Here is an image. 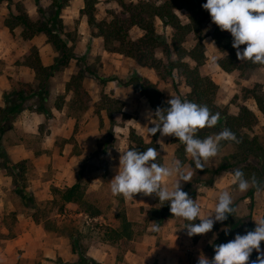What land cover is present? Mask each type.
Masks as SVG:
<instances>
[{"label": "rangeland", "instance_id": "obj_1", "mask_svg": "<svg viewBox=\"0 0 264 264\" xmlns=\"http://www.w3.org/2000/svg\"><path fill=\"white\" fill-rule=\"evenodd\" d=\"M139 1L160 4L162 0H69L59 14L61 22L64 25L60 37L73 53V58L66 67H61L54 71L53 76L47 80L45 87V91L47 92H40L38 79L35 78L34 81L26 83L13 78L12 75L11 77L7 73H13L18 66L28 67V70L34 72L31 67L26 65L27 62L35 61L37 57L42 64L50 65L59 56V52L54 48L45 34L34 35L32 38L24 40L22 37L23 33H21L22 27L19 26L9 30L5 25V20L10 17V10L15 15L18 14L19 10H22L32 21L38 19L46 20L50 14L48 9L51 5V0H0V73L7 74L8 78H13L11 79V84L13 85L8 90L24 91L25 95L29 96L25 101V105L36 103L40 98H43L48 107L65 106L61 114L65 115L67 113L68 115H72V117L74 116V123H69V127L72 125V136L69 139H63L62 142L71 141L75 144L80 143L83 146L79 149L78 145H75L77 150H81L78 159H76L77 161L75 160L78 166V179H80L84 187L85 199L97 206L102 216L86 221L87 218L84 216L72 214L73 210L70 209L71 207L66 209L65 217L59 216L56 214V209L51 204V200L48 201L50 198V196L47 197L50 181H46L55 180V172L58 170V167H61V170L64 169L63 166L66 164V160L63 157L65 155L64 152L60 154L62 157H54L55 162L53 160L52 164L50 162L45 163L47 164V170L42 173L44 180L39 187H33L37 182L34 174L35 170L33 168L34 165L31 166V163L28 162L29 166L27 167L26 178L29 182V191L27 190V194L31 195L34 199L42 200L41 203H38L39 210L45 212L46 216L56 220L54 224L60 228V232L58 233L60 236L55 239V242L66 246L68 231L71 229L77 230L82 234L81 244H83L86 250V256L92 259L94 258L88 253L93 247L96 250L100 249L101 253L109 255H113L116 252V261L122 260L128 249L133 250L134 243L130 241L126 244L122 242L111 244L105 240L104 228L119 229L121 224L120 214L122 212L127 219L134 223L133 240H140L142 237H148L146 239L150 238L149 240H152L153 235L156 238L153 239L156 241V246L161 243L164 246L166 240H170V236L173 234H177V239H180L183 227L182 220L184 219L174 216L170 222L159 227V231H152L153 223L146 219V211L152 207L161 205L158 203L159 200L155 194L143 196L144 201L142 199L141 205H138L134 200L141 199L140 195L143 194H134L133 199L129 200L122 195L114 196L110 190V178L113 179L118 173L121 152L127 150L130 145V129L133 128L146 142H150L152 135H147V128L152 127L154 116V111L148 101L144 97L134 93L131 85L122 84L119 80L126 82L132 76L139 75L155 84L159 90V100L164 102H168L172 97H180L184 100L189 92L188 88L184 86L182 78L177 77L179 89V94L177 95L173 86L163 81L153 69L140 67L133 58L108 51L104 46L103 38L91 35L93 28L92 26H88L86 14L80 13V10L86 6V3H89L92 5L95 20L109 21L114 15L120 14L122 4L129 2L135 4ZM176 13L181 22L185 23L188 21L184 8L176 9ZM154 27L156 34L162 40L166 42L170 41L172 36V28L170 26L155 17ZM215 28L219 27L212 22L211 16L208 14L200 32L205 46V61L200 66V73L208 76L217 84L215 105L218 108L233 115L237 114L241 107L246 106L254 113L256 117L254 125L249 128L242 127L236 132L250 139L256 137L258 143L264 149V114L258 110L256 101L250 95V92H248V90H254L264 103V66L261 68L243 67L231 72L223 71L218 65V60L223 55L212 38ZM223 32L230 34L228 31ZM128 34L130 39H136L142 35V31L133 26L129 29ZM198 36L199 33L193 31L188 33L184 39V46L191 48ZM244 47L246 46L241 47L240 50L242 51ZM154 54L158 58L164 57L160 48H156ZM213 57H217L218 59L214 62ZM78 70L84 74L82 83L78 86V91L75 93L73 90H66V84L70 80V76ZM89 70L93 73L88 72ZM256 85L260 87L256 89ZM3 92L0 93L3 94ZM32 92H39L40 94H34L30 97ZM104 98L112 101L118 100L122 103V113H118L116 118L119 119L111 127L104 110L106 104L104 103ZM64 115L61 116V119H66ZM52 123L54 122L45 121L40 125L41 133L27 135L25 144L28 150H40L45 141V134L49 133L56 125L60 128L62 122L59 124L55 123V125ZM222 123L223 120H219L216 126L200 130L197 134L198 137L200 139L209 136L214 138L221 132ZM11 126L12 124L6 126L5 131L0 133V150H3V153H6L4 151V135L9 132ZM61 127H63V132L65 133L67 131L66 127L64 125ZM170 138L171 135L162 136L158 131L154 142L157 145L159 156L162 158L164 166H167L172 160H179L178 153L183 154L185 161L182 165L184 169L192 170L194 174L191 181L180 182L181 188L183 190L187 184H190L194 188L195 196L192 199L200 205L202 216L214 211L218 197L222 191H228L234 199V216L229 215L227 221L216 222L215 224H218L217 230H211L206 234H202L203 241L200 243V249L197 252L195 248L189 249L188 246L183 245V249L188 253L185 258L186 260L199 259L201 256L211 260L215 253L212 254L206 250L203 244L217 239V234L221 230H230L229 226L231 224H228V222H230L232 217L237 220L235 222L241 223L240 227H242V230L239 233L236 231L231 233V237L228 238L227 242L234 240L237 234L245 235L247 232L253 231L256 227L255 220L264 217V191L259 190L255 192L254 200L250 204V199L245 196L247 191L240 192L238 187L233 184L232 170L215 172V169L224 157L228 158L230 162L234 161L232 154L236 152L237 147L233 141H220L219 154L205 164L206 170L201 171L200 169L195 170V165L185 151V145L182 143H172ZM54 145L58 146L61 143L56 141ZM180 145H183L181 152L178 149ZM50 150L52 149H48V152ZM250 159L253 160L252 158ZM0 163H2V157H0ZM246 163H248V160ZM239 166L240 164H237V167ZM80 167L81 169H79ZM175 179L176 177L174 176L166 181L169 189L172 188ZM56 180L59 179L56 178ZM10 193L12 192L8 191L6 183L1 181L0 201L3 202V205H0V225L4 224L5 228L0 229V244L2 239L10 238L14 234L12 229L14 223L12 210L22 208L23 206L22 200V204H18V198L10 195ZM29 208L27 207V209ZM70 213L72 215H69ZM197 219L200 220L199 218ZM186 236H182L183 239L180 241L174 239L173 243L176 246L181 245V243L183 244ZM147 245L151 246V243ZM189 246H192V242H190ZM261 252H264V241L261 242ZM258 255L260 253L254 250L249 257L248 264L256 262ZM169 256L172 257L171 255ZM94 260L96 261V259Z\"/></svg>", "mask_w": 264, "mask_h": 264}, {"label": "trees", "instance_id": "obj_2", "mask_svg": "<svg viewBox=\"0 0 264 264\" xmlns=\"http://www.w3.org/2000/svg\"><path fill=\"white\" fill-rule=\"evenodd\" d=\"M69 2V0H51V5L48 9L49 17L46 20L38 19L32 21L28 15L19 10L18 14H14L9 11V16L5 20V25L9 30L16 27H22V37L24 40L32 38L34 35L45 34L48 36L49 41L54 48L59 52V56L50 65H44L39 58H35L33 62H27V66L34 70L35 78L39 81V91H45L47 80L53 76L54 71L61 67H66L70 60L73 58V53L68 48L67 44L60 37V33L63 32V23L60 19V11ZM206 3L205 0H162L160 4L148 3L146 1H139L137 3H124L120 14L114 15L109 21L100 20L97 21L93 16L92 5L86 3L81 10V14H86L88 26H92L93 33L91 35L101 37L104 41V46L108 51L117 52L123 54L126 57L133 58L140 67L153 69L157 72V75L166 83L173 86L175 93L179 94L177 86V77L183 79V84L188 88L189 92L186 95V99L201 105H207L213 114L220 113V120H223L221 131L225 128L231 130L235 136L236 141L233 143L236 145L237 150L232 154L233 162L228 161V158H223L221 163L215 169L216 173L223 170L235 169L243 171L246 178L251 179L253 176L260 182L259 190L264 191V149L258 143L256 137L252 139L238 134L236 131L242 127H252L256 120L254 113L243 106L239 109L237 114L230 115L225 110L218 108L215 105V98L217 95V84H215L208 76L200 73V66L205 61V46L203 44V37L200 35L201 27L206 21V17L209 12L202 8V5ZM184 8L187 13V22H181L176 13V9ZM157 17L164 24L172 28V36L169 42L162 40L155 31L154 18ZM137 27L142 31V35L136 39H130L128 31L131 27ZM199 33L194 45L189 48L184 46L185 37L190 32ZM212 38L222 53V57L218 60L219 67L226 72L239 70L243 67L261 68L264 64L252 63L248 60L240 61L236 57V49L232 47L233 37L230 34L224 33L220 28H215L212 33ZM246 45H240V48ZM160 48L163 58H158L154 54V50ZM191 63V64H190ZM91 74L92 71H88ZM84 74L78 70L75 74L70 76V80L66 84V90H73L75 93L78 91V86L81 85ZM106 81V79H104ZM120 83L125 85H131L134 93L144 97L150 107L155 110L157 108H168L170 105L168 102L159 100V90L155 84L149 80L134 75L128 81ZM80 82V83H79ZM256 85V89L259 88ZM255 89V90H256ZM250 95L253 96L256 101L258 110L264 114V103L261 97L254 90H251ZM34 94H40L39 92H32L30 97ZM29 96L25 95L21 90H6L2 94L4 106L0 107V133L5 131L6 126L10 125L19 113L26 107H33L34 110L44 113L46 116L51 115V108L45 104L44 99L40 98L38 102L25 105V101ZM105 113L108 118L110 127L118 121V113H122V103L118 100H109L104 98ZM108 103V104H107ZM61 105L55 107L56 110L61 109ZM122 115V114H121ZM155 117L153 116V120ZM158 122V121H155ZM154 126L152 122V127ZM158 135V131L155 135H152L150 142H146L144 138L136 133L133 128L129 131V148H135L138 151H144L149 147H154L157 150L155 144V138ZM170 141L175 144L181 142L175 136L171 135ZM180 152L183 150V145L178 148ZM0 157H2V163L0 167H3L8 172V175L12 177V190L16 193L20 200H22L24 206L33 208L31 212V218L36 223H42L44 229L53 231L55 233L60 232V228L55 225V219L46 216L45 212L39 210V204L35 199L27 194L25 187L27 185L26 178V161L21 160L13 163L3 150H0ZM178 158L181 163H184L185 159L182 153H178ZM231 158V157H230ZM252 158L253 160H251ZM248 160V163L246 161ZM256 160V161H254ZM156 162L163 164V160L160 156L157 157ZM237 164H240L237 167ZM206 170L205 167L200 169ZM256 188H249L246 192V197L250 199V204L253 202L255 192L259 191ZM50 191L52 194L51 204L55 207L57 213H62L67 203L77 204V210L95 216L100 213V210L94 204L88 202L85 199L84 187L80 179H77L72 185L59 188L51 186ZM188 193L189 197H194V188L190 184H187L183 189ZM31 204H30V203ZM158 203L161 204L160 201ZM42 212V213H41ZM45 213V214H44ZM230 216H234L229 214ZM228 215V218H229ZM121 224L119 229L104 228L105 240L111 244H123L128 243L133 239V226L131 222L122 212L120 214ZM173 214L170 212V203L164 202L158 207H152L146 211V219L152 221L153 224L161 227L165 224ZM228 218L224 221H227ZM237 219V218H236ZM186 225L189 223L199 224L200 220L196 219L193 222L185 220ZM233 217L228 222L231 224L230 230H221L218 232L217 239L213 240L211 244H208L207 249L212 254L215 253V247L226 243L228 238L231 237V233L242 230L240 222H235ZM234 228V230H233ZM218 224H214L212 230H217ZM70 243L71 251L78 255L79 264H104L99 261L86 256V250L81 244L82 234L77 230H70L67 233ZM199 234L193 235V241H196Z\"/></svg>", "mask_w": 264, "mask_h": 264}, {"label": "clouds", "instance_id": "obj_3", "mask_svg": "<svg viewBox=\"0 0 264 264\" xmlns=\"http://www.w3.org/2000/svg\"><path fill=\"white\" fill-rule=\"evenodd\" d=\"M202 8L209 12L212 22L220 30L231 33L232 47L236 49L238 60L264 64V0H206ZM240 45L246 47L241 51ZM217 59L213 57L214 62ZM168 104L170 107L166 109L155 110L154 126L147 128V135H155L159 131L162 136L173 135L178 138L185 145V151L195 165V170L203 169L207 162L219 154L220 141H236L235 134L227 128L214 138L198 137L200 130L214 127L220 120V113L213 114L207 105L182 100L180 97H172ZM121 153L118 173L111 180V193L129 200L133 199L134 194H155L161 204L170 203L173 216L189 222L199 218V224L189 223L185 226L189 236L206 234L216 222L226 220L229 214L233 215L235 212L232 195L228 191H222L214 211L202 216L200 205L181 188L180 182L191 181L194 173L192 170H185L180 160L174 159L167 166L158 164L156 160L160 154L154 147L142 152L129 148ZM174 176L176 179L169 189L166 181ZM232 182L240 192H246L250 187L259 190L261 186L255 176L248 179L240 169L234 170ZM255 222L253 231L245 235L237 234L234 240L216 246L214 257L209 260L201 256L198 264H248L254 250L260 255L253 264H264V252H261L264 217ZM151 230L159 231V226L153 224Z\"/></svg>", "mask_w": 264, "mask_h": 264}, {"label": "crops", "instance_id": "obj_4", "mask_svg": "<svg viewBox=\"0 0 264 264\" xmlns=\"http://www.w3.org/2000/svg\"><path fill=\"white\" fill-rule=\"evenodd\" d=\"M28 69V67L18 66V68L14 72L12 71L13 73H7L6 71L4 72H6L10 76L12 75L13 78L27 83L35 80V73ZM7 74L0 73V92L10 89L13 85L11 84V79H13L11 78L12 76L8 78L6 76ZM3 106L4 101L2 99V94L0 93V107ZM64 107H62L60 110H56L55 108L50 107L51 115L49 116H46L44 113L34 110L33 107H26L16 114L11 123V129L7 134L5 133L4 135V151L6 152L7 157L13 163L21 160H27L25 174H27V167L29 166L28 162L31 163V166L34 165V174L36 176L37 182L33 187H39L42 185V181L44 180L42 173L47 170V164L45 163L50 162L52 164L53 160L55 159L54 157L60 158L62 157L60 155L61 152L65 153V155L63 156L66 160L65 166H63L64 169L61 170V167H58V170L55 172V180L51 179L46 181H50V184H48L49 193L47 194V197L50 196L48 201L53 198L50 191L51 186L64 188L72 185L79 178L77 168L78 166L76 165L75 160L78 159L81 150H77L75 145H78L79 149L83 146H81L80 143L75 144L71 141H65L64 143L62 142L63 139H69L72 136V125L71 127H69V123H74L75 121V118H73L74 116L72 117V115H68L67 113L65 115L61 114L64 110ZM62 115H64V118L66 119H61ZM45 121H52L54 122L52 123L54 125L55 123L59 124L62 122L61 126L64 125L67 131L64 133L63 127L60 126L59 128V126L56 125V127L51 129L49 133L47 132L45 134V141H42L43 145L40 147V150H28L25 144L27 135L40 132V125ZM11 138L13 139L11 140ZM56 141L61 143V145H54L56 144ZM48 149L52 150L48 152ZM79 169H81V167ZM56 178H58L59 180H56ZM110 180H112V178H110ZM1 181L6 183L8 191L12 192L10 193V195L18 198V204H22L20 197H18L12 190V177L8 175V172L3 167H0V182ZM25 190L29 191L28 180ZM34 192H36V190H34ZM140 196L142 197L141 199L134 200L136 203H138V205H141L142 199L144 201V195ZM35 201L37 203H41L42 200H38L35 198ZM0 205H3V202L0 201ZM22 205V208L12 210V216L14 217L12 229L14 231V234L10 238L1 240L0 264H79L78 255L74 254L71 251L69 238L67 237L68 242L66 246L57 244V242H55V239L60 235L53 231L44 229L42 223L34 222L31 218V212L33 211V208L30 207L29 209H27L24 204ZM69 208L73 210L71 212L72 214L84 216L85 218H87L86 221L102 216L101 212L95 216H90L87 213L78 211L77 204L72 202L66 204V207L62 213H57L56 211V214L65 217V213L67 212L66 209ZM71 213L69 215H72ZM173 217L170 218L167 222H170ZM185 222V219L182 220L183 227L180 233V239H177V234H173L170 236V240H166V244H164V246L163 243L156 246V241L153 240L156 238L153 235L152 240H149L150 238L146 239L148 237H142L140 240L131 239L130 242L134 243L132 248L133 250L128 249L122 257V260L116 261V252H114L113 255H109L107 253H101L99 251L100 249L96 250L94 247L92 248V250H89L88 254L92 255L91 257L104 264H198V258L194 260L185 259L188 253H186L183 249V245L188 246L189 249L195 248L197 252L200 249L199 245L203 241V236L202 234H199L198 239L196 241H193V235L189 236L187 234ZM3 228H5V226L4 224H1L0 229ZM182 236H186V238L183 240L184 243L176 246L173 243L174 239L180 241L183 239ZM190 242H192V246H189ZM212 242L203 244L206 250L210 251L209 249H207V246ZM150 243L151 246H148L147 244ZM169 255H171L172 257H170Z\"/></svg>", "mask_w": 264, "mask_h": 264}]
</instances>
